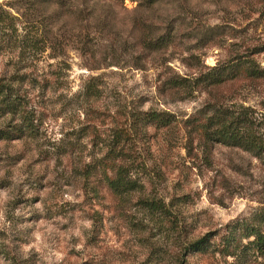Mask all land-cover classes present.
<instances>
[{
    "label": "rangeland",
    "instance_id": "1",
    "mask_svg": "<svg viewBox=\"0 0 264 264\" xmlns=\"http://www.w3.org/2000/svg\"><path fill=\"white\" fill-rule=\"evenodd\" d=\"M0 16V264H264V0Z\"/></svg>",
    "mask_w": 264,
    "mask_h": 264
},
{
    "label": "trees",
    "instance_id": "2",
    "mask_svg": "<svg viewBox=\"0 0 264 264\" xmlns=\"http://www.w3.org/2000/svg\"><path fill=\"white\" fill-rule=\"evenodd\" d=\"M221 121L224 122V119L222 118ZM246 121H247L246 118L242 119V123H245ZM233 122L234 121H232V123ZM232 126L233 124L223 126L222 129L217 131L218 136H220L222 139L226 138L227 140L235 141L234 142L235 144L245 145V147L247 146L252 149H256V150L264 149V137L262 138L259 134H254V133L243 135L241 134L242 132L239 131L242 129V125L234 128Z\"/></svg>",
    "mask_w": 264,
    "mask_h": 264
}]
</instances>
